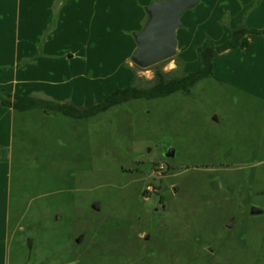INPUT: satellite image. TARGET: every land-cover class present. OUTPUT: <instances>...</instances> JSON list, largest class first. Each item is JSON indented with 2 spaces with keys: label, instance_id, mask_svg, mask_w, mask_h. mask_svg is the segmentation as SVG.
I'll return each instance as SVG.
<instances>
[{
  "label": "rangeland",
  "instance_id": "1",
  "mask_svg": "<svg viewBox=\"0 0 264 264\" xmlns=\"http://www.w3.org/2000/svg\"><path fill=\"white\" fill-rule=\"evenodd\" d=\"M150 1L0 0V82L19 50L33 97L86 108L149 87L130 56ZM211 2L182 14L167 77L233 26L264 28L245 22L259 0ZM248 38L189 93L87 118L0 102V264H264V35Z\"/></svg>",
  "mask_w": 264,
  "mask_h": 264
},
{
  "label": "trees",
  "instance_id": "2",
  "mask_svg": "<svg viewBox=\"0 0 264 264\" xmlns=\"http://www.w3.org/2000/svg\"><path fill=\"white\" fill-rule=\"evenodd\" d=\"M250 34L264 35V28H250L244 24L235 25L230 30L228 38L224 41L215 45L197 47L200 66L196 70L169 78L159 68L160 63H157L151 66L155 70V80L149 87L129 85L123 88H117L109 93L101 102L90 107L79 108L70 103H61L30 95L11 94L5 88H0V102L2 105L21 111L42 108L46 111L60 112L71 118H87L132 99L165 97L174 92L189 93L191 87L198 81L212 76L214 60L218 54L236 48L245 49L249 45L250 41L248 36Z\"/></svg>",
  "mask_w": 264,
  "mask_h": 264
},
{
  "label": "water",
  "instance_id": "3",
  "mask_svg": "<svg viewBox=\"0 0 264 264\" xmlns=\"http://www.w3.org/2000/svg\"><path fill=\"white\" fill-rule=\"evenodd\" d=\"M200 0H152L144 8L146 21L140 30L133 32L135 47L131 53V62L139 68H148L177 53V30L182 26L181 16L194 8ZM173 155V149L167 151ZM92 208L99 210V202H93ZM252 214H258L260 209L252 207ZM231 226V221L227 223ZM76 238V242L82 240Z\"/></svg>",
  "mask_w": 264,
  "mask_h": 264
},
{
  "label": "crops",
  "instance_id": "4",
  "mask_svg": "<svg viewBox=\"0 0 264 264\" xmlns=\"http://www.w3.org/2000/svg\"><path fill=\"white\" fill-rule=\"evenodd\" d=\"M207 1L208 2H211L212 0H207ZM216 1H217V5H218V4L224 3L225 0H216ZM236 1H237V3L234 4V6H236V7L242 6V8H243L244 6L250 5L253 0H236ZM230 3H232L231 0H230L229 4L226 5V7L229 6ZM239 3L241 5H238ZM263 5H264V0H259L258 8L256 10L251 11V13L249 14V16L247 17V19L245 21L247 24L250 23L253 26H255V24L256 23H260V21H263L264 22V11H262V10L259 11L263 7ZM207 9L208 8H202V10H200L201 11L200 14L202 15V13H204V11H207ZM229 14H230L229 15L230 17H233L234 14H235V12L233 13L232 11H230ZM251 15L252 16L254 15V18H252V19L249 20V17ZM238 16L239 15H236V17H238ZM144 21H146V19ZM205 21H206V19H205ZM231 22L233 23L234 21L232 20V21H230V23ZM252 25H249V26H252ZM229 34H230V32H228V35H227L226 38H228ZM252 41L250 42L251 44L248 46V49L252 47V45H253V42ZM197 45H198V43H197ZM213 45H215V44H213ZM198 46H201V45H198ZM202 46L205 47L204 45H202ZM27 50L28 49L22 48V50H21L22 56H26L25 54H27ZM177 51H178V47H177ZM229 51L230 50L224 51V52L220 53L219 56L224 55V53H229ZM178 55L180 56L181 53L178 52ZM12 58H13V60L11 62V65H12V68L13 69H12V72H11V77L10 78H8V77H2L3 78V81L0 82V88H5L7 91L11 92V94L16 93V94H19V95H27L26 94V91H24V87L30 81L28 79H18L17 78V75L19 73H25V72H27V69L25 68V66H21V65L19 66V64H20L19 61H18L19 60V50H17L16 52L13 53V56L11 57V59ZM216 59H217V57L214 60L213 70L216 68V65H215L216 64ZM15 61L17 62L16 64H15ZM198 65L200 66V64H198ZM8 108H11V107H8Z\"/></svg>",
  "mask_w": 264,
  "mask_h": 264
}]
</instances>
